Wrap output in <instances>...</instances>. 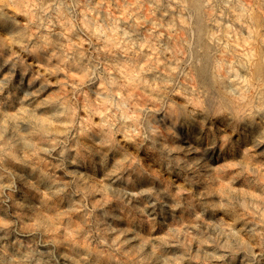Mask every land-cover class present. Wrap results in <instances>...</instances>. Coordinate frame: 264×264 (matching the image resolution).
<instances>
[{
  "label": "rangeland",
  "instance_id": "374dc122",
  "mask_svg": "<svg viewBox=\"0 0 264 264\" xmlns=\"http://www.w3.org/2000/svg\"><path fill=\"white\" fill-rule=\"evenodd\" d=\"M215 1L0 0V264H264V1Z\"/></svg>",
  "mask_w": 264,
  "mask_h": 264
},
{
  "label": "bare ground",
  "instance_id": "6f19581e",
  "mask_svg": "<svg viewBox=\"0 0 264 264\" xmlns=\"http://www.w3.org/2000/svg\"><path fill=\"white\" fill-rule=\"evenodd\" d=\"M196 2V0H179V3L182 5V7L183 8H186V9H190V8H194L195 9V5H194V3L193 2ZM262 1V0H261ZM264 1V0H263ZM49 2L50 1H47V2H45V4H49ZM173 2V1H172ZM208 2H209V5H212V7L213 6H215V4H214V2H216L215 0H208ZM191 3V4H190ZM189 4V5H188ZM44 6V5H43ZM211 7V8H212ZM217 8V7H216ZM216 8H212V9H216ZM217 11H218V9H216ZM217 11H213V14H214V17H213V20H214V24H217L218 25V23H220V20L222 19V17H221V14H219V13H221V12H217ZM45 15V14H44ZM235 16H237V15H235ZM239 17V16H238ZM235 20V23L238 25V26H240V28H247V30L249 31V32H254V34H256L259 30H260V28H259V26H251V25H247L245 22H242L239 18H235L234 19ZM241 21V22H240ZM246 25H245V24ZM251 24V23H250ZM257 27V28H256ZM239 28V29H240ZM190 29V28H189ZM191 30V29H190ZM248 32V33H249ZM209 37V39L210 40H212V41H218V38H216V37H213V36H208ZM242 55V54H241ZM243 58H245L246 60L248 59V58H251V54L249 55V53H247V52H245L244 51V53H243ZM241 56V57H242ZM240 57V56H239ZM190 58V57H189ZM248 61H249V59H248ZM239 66H241V65H239ZM248 70V69H247Z\"/></svg>",
  "mask_w": 264,
  "mask_h": 264
}]
</instances>
